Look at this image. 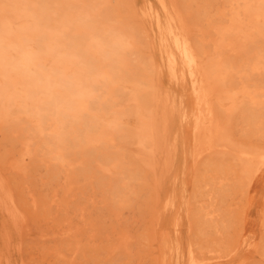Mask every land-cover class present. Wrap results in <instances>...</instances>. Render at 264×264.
<instances>
[{"label":"rangeland","instance_id":"374dc122","mask_svg":"<svg viewBox=\"0 0 264 264\" xmlns=\"http://www.w3.org/2000/svg\"><path fill=\"white\" fill-rule=\"evenodd\" d=\"M29 1L0 0L3 24L16 28L31 20L14 17ZM49 1L59 8L65 2L68 8L54 9ZM49 1L48 6L33 2L34 12L48 14L50 27L61 29L59 23L67 21L73 26L68 38L82 36V48L91 43V34L103 35L104 30H119L132 44L125 64H119L121 72L114 74L123 77L120 90H106L100 78L96 94L100 103L107 100V108L84 113L97 114L100 133L79 131L61 150L64 157L46 143L50 129L40 132L17 105L0 117V177L18 202L20 224L22 219L25 223L22 232L11 227L12 246L6 251L2 236L10 229L0 212V262L10 257L12 264H176L170 247L179 244V264H190L191 245L197 258H203L197 264H264V165L257 172L250 155L264 151V17L249 19L244 0H233L235 5L232 0H167L202 58L200 70L209 72L218 125L212 142L204 132L195 135L191 83L169 74L158 28L146 11L157 0ZM80 14L89 25L76 32ZM59 29L50 34L58 35ZM88 54L90 61L101 63L100 71L108 69L99 51ZM39 55L45 66L53 65L47 54ZM245 92L254 93L255 103ZM113 118L119 127L108 125ZM143 124L149 133L142 142L137 133ZM85 134L101 137L90 147ZM242 149L253 152L244 155ZM170 199L176 207L167 206ZM209 210L215 211L214 219L205 214Z\"/></svg>","mask_w":264,"mask_h":264},{"label":"bare ground","instance_id":"6f19581e","mask_svg":"<svg viewBox=\"0 0 264 264\" xmlns=\"http://www.w3.org/2000/svg\"><path fill=\"white\" fill-rule=\"evenodd\" d=\"M46 1L47 0H30L29 2H27L23 5L20 4L21 6L18 8L17 12L15 11L16 13H14V17L19 18V16H21V17L25 16V17H30L31 20L27 21L25 24H23L19 27H16V28L13 26L8 27V25L3 24L4 23V22H2L3 20L0 19V22H2V23H0V77H1L0 78V117H2L3 115L7 116L10 113V110H11L10 108L13 105H17V109L22 111V113L24 112L26 114H29V116L32 118L34 126L37 129H39L40 132H44V130L46 128L50 129L51 132L49 135H47L48 140L47 141L45 140V141L47 144L52 145V146H50L51 148L55 147V149L57 150L56 152H58L57 155L60 158V156H62L63 148L66 147L67 143L74 141V139H76L78 137L79 131H83V132L85 131L86 132L87 130H90L92 132V131L96 130L97 133H100L97 131V127L99 126L98 122H97V118H98L97 114L92 115L93 113H91L90 115H88V113H87V115H86L84 113H85V111L90 113L91 110L89 111L88 109H93V111L94 110L98 111V109H104L106 107L107 100H103V101H101L102 103H100L99 96H97V94H96V90H98L101 87V85L98 89L96 87L97 84H99V83L96 84V82L100 78H102V80L104 81L105 84H103L102 86H104V88H106V90H109L111 88H113V90H116V91L120 90L119 86L121 85L120 82H122L121 80H123V77L120 74H119L120 76L119 75L114 76V74H116V75L118 74V70L120 69L119 64H121V65L125 64V63L123 64V62H125L124 59H126L125 58V53H126L125 51L128 47H130V45L132 43H129V41L127 39L128 37H126V35L125 36L122 35L123 33H120L119 30L117 32H114L111 30L110 31L108 30L106 32L103 29L104 30L103 35L98 34V32L93 33V31H94L93 30L92 31L93 34H91L92 36H91V40H90L91 43L87 42L88 43V47H87L88 50L84 47L82 48V45H83L82 36L79 37V36H75V34H72L70 39L68 38V36H69L68 35V33H69L68 29L71 25L69 26L68 23H65L67 21L63 20V22H62L63 25H61L59 23V25L61 26V29H59L60 27H58L57 24H56V26L53 25L55 23V21L52 19L54 23L52 22L53 24H51V25H53V26L50 27L49 25H47V24H49L48 22L50 21L48 14L45 15L42 12L39 14H36L35 13L36 11L34 12L36 6L34 5L33 2H35L37 4H38V2L39 3L42 2V4H40L42 6H44L46 3V5L48 6V3ZM52 1H54V0H52ZM235 1H239V0H235ZM43 2H45L44 5H43ZM50 2L51 1H49V4H50ZM54 2H56V1H54ZM54 2H51V4H53ZM60 2L62 3V1H60ZM233 2L234 1L232 0V3ZM157 3H158L157 5L153 4V3H148V5L146 6V11H148V15L150 16L151 20L154 22V25H156V27L158 28V32L160 34L159 40L161 41V43L164 47L163 56L165 59V63L168 67L169 74L171 75L172 79H178L181 81H189L191 83V89H192V93H193V96L195 99V112L192 115L194 117L195 135L197 133H199L200 131L204 132L205 135H207L206 136L207 138L208 137L212 138L210 141L213 142V140L215 141L214 135L216 132L214 130V128L216 129L218 126L217 122H216V120H217L216 111H215L216 106H214L217 104H214V102H213V100H214L213 99V89L210 86L209 77L207 75L209 72L206 74L200 70V69H202V66L200 68V62H201L202 58L201 59L199 58L198 54L196 53L192 44L189 41V37H188L186 30L180 24V22H181L180 19L182 17L179 18V16L174 14V12H173L172 8L169 6L167 0H157ZM235 3L236 2H234V5H235ZM244 3H246L245 13L247 14V15L246 14L245 15L247 17L249 15V19L251 17L255 20L258 18L257 20H259L260 19L259 17H261V18L264 17V0H262V1L261 0H244ZM51 4H50V6H51ZM64 4H65V2H64ZM53 5L55 6L54 9L59 8V7H56L57 4L55 5V3H54ZM63 5L59 9H62L64 7L65 10H67L66 4H65L66 7ZM231 5L234 6L233 4H231ZM12 7L14 9H16V7H17L16 2L14 4V6H12ZM48 8L50 9V7H48ZM43 9H45V7ZM232 9L236 10V8H233V7H232ZM72 10H74V9L72 8ZM235 10L232 12L237 13V12H235ZM59 11L61 12L62 10H59ZM54 12H55V10H54ZM63 12H66V11H63ZM55 13H57V12H55ZM52 14H54V13H52ZM63 14L64 13H62V15ZM84 14H82V15L80 14L81 16H79L77 18L78 20L76 19V21H78L75 24V28H78V31H76V29H75L76 32H79V31L81 32L82 29H83V31L86 30L83 27H84V24L87 25L88 22H87V19H86ZM59 15H60V13H59ZM234 15H236V14H234ZM50 17H52V16H50ZM57 17H58V15H57ZM184 17H185V15H184ZM229 17H227V18H229ZM231 18H232V16H231ZM237 19L238 18L234 17V22H233L234 26L237 25L235 22L239 21ZM250 21H252V20H250ZM11 23H12V21H11ZM42 23H46V24H42ZM73 23H74V21H73ZM54 26H55V28H54ZM72 27L73 26H71L70 28H72ZM41 28L43 29V32L46 28H48L49 31H50V29H53V30H51V32H54V31L57 32V30H54V29H59V30H61V32L56 36H55V34H56L55 33L53 36V34L52 35L50 34L51 32L47 33L45 31L44 33H40ZM87 28H88V26H87ZM236 28H239V26L237 25ZM101 30H102V28H101ZM106 30H107V28H106ZM240 30L241 29H239V31ZM72 31H74V30H72ZM221 31H223V30H221ZM202 38H204V37H202ZM223 39L225 40V37H223ZM201 44H203V43H201ZM234 44H236V43H234ZM90 47H93L95 49V51L91 52V50L89 49ZM75 51L77 52L76 55H78L77 58L72 57V54H75ZM85 51L86 52L88 51V53H91L93 55L95 54L96 51H99L100 55L102 56V57L100 56L101 59L104 58L103 60L107 61L106 66L108 67V69L106 71H100V67H101L100 64L101 63L100 64L97 63L95 61V59H93L94 61L93 60L90 61V58H88V55H90V54L85 53ZM39 52H42V54L43 53L47 54L50 57V59L53 61V63H52L53 65H51L50 67L45 66L43 61H41L42 57H41V55H39ZM90 57H91V55H90ZM255 58H257V57H255ZM106 61H103L102 65H104V62H106ZM81 62L83 63V65H80ZM216 62H217V60H216ZM218 63H220V62H218ZM61 65H64V66L61 67ZM69 67H70V69H69ZM256 67H257V65L255 66V64H254V68H256ZM262 68H263V66H262ZM120 70H119V73L121 72ZM250 71H252V70H250ZM261 71H262V69H261ZM247 73H245V74H247ZM142 74H140V75H142ZM139 84H140V82H139ZM133 88H135V87H133ZM259 89H261V88L259 87ZM138 91L140 92L141 90H138ZM245 91H247V90H245ZM253 91H255V90H253ZM122 92H124V91H122ZM249 92H245V94L248 95L249 97H251L252 94H250ZM109 93L111 94V92H109ZM142 94H143V92H142ZM253 95H254V93H253ZM253 95H252L251 99L255 103L256 98ZM108 96L109 95L107 94V97ZM104 99H106V98H104ZM253 99H255V100H253ZM136 100H137V98H136ZM139 102H140V100H139ZM249 102H250V100H249ZM91 104L94 106L96 104V106L95 107L93 106L94 108H92V106H91V108H90L89 106ZM97 105H98V107H97ZM258 105H259V103H258ZM144 107L142 106L141 108H144ZM251 112H253V110ZM248 114H250V112ZM83 118L84 119L86 118L87 120H84V122H83ZM256 118H257V116H254L253 120L256 121ZM116 119L118 121V118H116ZM145 121H146V119H145ZM118 122L120 123V121H118ZM108 125H110V127H113V128H114V126L119 127V124L116 122V120L114 118L111 119V122H109ZM143 125H145V126L144 127L142 126L141 132L137 133L139 139H141L142 142H143V140L144 141L146 140L145 139L146 135L149 133V131H147V127H148V126H146L147 124H143ZM149 125H151V124L149 123ZM151 127H152V125H151ZM150 130H153V128H151ZM96 132H93V133H96ZM103 132L104 131H102V133ZM153 132H155V131H153ZM90 135L85 134L83 139H84L85 143L86 142L89 143V146L91 147L92 145H90V142H92V141L95 142V139L99 140L101 136L100 137L98 136L99 139L98 138L94 139ZM79 139H81V137ZM202 139H204V138H202ZM108 140H110V139H108ZM206 141H207V139H206ZM199 142H201V141H198V144H199ZM83 146H84V144H83ZM213 146H210V147H213ZM246 150L247 149H245V150L242 149L241 154L249 155L250 152H253V151L249 152ZM250 155H252L255 158V166H256L257 172L258 171L260 172V168L264 165V151L259 150V152H256V154H254V152H253ZM62 157H64V153H63ZM240 159H242V158H240ZM243 160L246 161V159H244V158L242 159V161ZM243 167L246 168L245 166H243ZM249 170L247 169V172ZM245 173H246V171H245ZM129 174H130V172H129ZM3 179H2V177H0V212L2 211V214L4 216V223L6 225V228L10 229L7 231V233L4 236H2L4 238V241H5L4 246H5L6 251H7V249L11 250V246H12L13 232L11 231V227L13 229H17L18 232H20L21 231L20 225L23 223L24 219H22V221H21L22 223L20 224V220H21L22 216L20 214V211L18 210L19 205L17 206L15 204L16 199L14 200L12 193L8 189L9 187L6 186V182L4 181L5 179L4 180ZM171 195H173V193H171ZM167 206L169 208L176 207L177 206L176 201L175 200L169 201ZM20 210H22V209L20 208ZM214 212H215L214 210H209L207 213L205 211V214L213 216ZM205 214H204V217L206 216ZM215 215H216V213H215ZM211 216H209V218ZM23 217H25V216H23ZM214 218H215V216L212 217V219H214ZM23 224H25V223H23ZM8 225H10V226H8ZM18 245H20V244H18ZM259 246L260 245H258V248H259ZM18 247L20 248V246H18ZM19 248H18V250H20ZM187 250H188L187 251L188 252V261L190 264H197V263H199L200 259H202V261H203V258H200V259L197 258L195 250H194L192 245ZM170 252L173 255V257L176 258V260H177L176 264H179L180 259L182 257V253L180 251V245L175 244L173 247H170ZM170 252H169V254H170ZM3 254H4V249H3ZM0 264H12V260L10 257H3L1 259ZM67 264H69V263H67Z\"/></svg>","mask_w":264,"mask_h":264}]
</instances>
